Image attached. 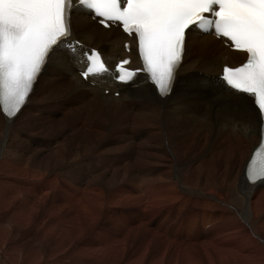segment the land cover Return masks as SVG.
<instances>
[{
  "label": "bare ground",
  "instance_id": "bare-ground-1",
  "mask_svg": "<svg viewBox=\"0 0 264 264\" xmlns=\"http://www.w3.org/2000/svg\"><path fill=\"white\" fill-rule=\"evenodd\" d=\"M73 41L110 67L130 42L78 6ZM184 49L164 100L143 76L88 84L62 48L0 112V264H264V181L244 177L259 113L218 79L244 55L193 28Z\"/></svg>",
  "mask_w": 264,
  "mask_h": 264
},
{
  "label": "snow or ice",
  "instance_id": "snow-or-ice-1",
  "mask_svg": "<svg viewBox=\"0 0 264 264\" xmlns=\"http://www.w3.org/2000/svg\"><path fill=\"white\" fill-rule=\"evenodd\" d=\"M74 4L94 13L105 28L111 22L134 35L143 72L161 100L173 91L188 30L193 25L206 33L214 29L234 51L247 55L240 67L223 68L227 91L254 98L264 119V0H0V109L7 118L21 111L38 77L62 48L75 56V46L68 42ZM83 57L77 62L86 60L80 73L84 80L110 72L98 52ZM129 63L121 61L113 79L132 81L136 73L125 68ZM246 174L252 183L264 181V136Z\"/></svg>",
  "mask_w": 264,
  "mask_h": 264
},
{
  "label": "rangeland",
  "instance_id": "rangeland-1",
  "mask_svg": "<svg viewBox=\"0 0 264 264\" xmlns=\"http://www.w3.org/2000/svg\"><path fill=\"white\" fill-rule=\"evenodd\" d=\"M192 52L194 53V51H192ZM190 54H191V53H190ZM190 54H189V55H190ZM225 63H227L226 60H225ZM3 130H6V125H3Z\"/></svg>",
  "mask_w": 264,
  "mask_h": 264
}]
</instances>
